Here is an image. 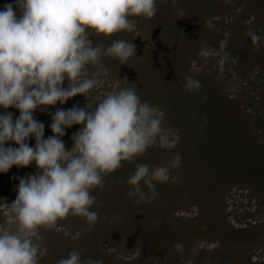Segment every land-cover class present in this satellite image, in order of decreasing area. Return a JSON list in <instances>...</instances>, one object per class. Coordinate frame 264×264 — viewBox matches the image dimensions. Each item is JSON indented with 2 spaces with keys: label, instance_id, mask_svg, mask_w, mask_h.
<instances>
[{
  "label": "rangeland",
  "instance_id": "374dc122",
  "mask_svg": "<svg viewBox=\"0 0 264 264\" xmlns=\"http://www.w3.org/2000/svg\"><path fill=\"white\" fill-rule=\"evenodd\" d=\"M8 4L14 6L19 17L15 0H0V11ZM157 5L158 11L153 18L130 17L134 28L119 33H123L119 40L126 34L128 41L136 45V54L127 61L130 64H120L119 60H113L112 66H109L110 71L102 64V60L95 66L88 65V76L95 77L99 83L87 97L78 94L63 104L57 102L55 106H40L46 110L37 108L33 117L44 124L45 130H51L52 116L58 109L68 110L76 105L88 110V104L94 107L108 93L123 88V79L132 75V87L139 85L142 88L137 90L142 102L146 101L155 107L157 113L163 115V127L172 130L170 143L173 145L171 148H163L157 140L136 159L137 164H148L150 167L168 165L170 179L167 182L174 193L170 196V191H161L159 194L156 190L162 199L156 205L139 201L136 196L129 197L128 191L132 186L127 183V179L131 174H126L121 179L122 183L119 181L117 184V180H112L106 190L94 189L91 194L96 197L97 205L93 211L99 216L94 227L101 228L100 231L93 227L92 237L80 241V235L87 232V222L83 217L73 215L60 220L50 229L43 228L41 233L47 237L48 243L54 246L52 242L55 241L60 242V245L56 248L48 246L47 254L38 264H57L59 259L67 257L73 249H83L82 260L88 257L102 258L104 264H109L106 258L110 259L111 264H264V40L261 41L260 50H257L250 37L244 35L251 28L264 37V0H157ZM101 36L100 41L111 40V36ZM225 38L228 39L225 50L233 57H238L239 63L232 64L229 61L221 74L218 59L223 51L219 42ZM112 42L107 43L106 47ZM184 43L187 50L182 52L180 45ZM202 47L210 48L218 55L209 57L208 62L204 63L199 55ZM134 57L136 59L133 61ZM118 67L129 74L120 75ZM189 75L202 84L195 91L196 95H203L200 110L194 109L188 101L185 103L181 97L185 77ZM216 84L225 98L222 97L221 103H218L224 104L221 109L214 104L216 99L212 102V97L204 94L207 88L212 89L211 86ZM63 86H68L67 80ZM0 114H4L2 107ZM229 118L228 123H225ZM217 122L219 130L223 127L232 133L219 136L217 126L215 128ZM185 124L191 126L186 134ZM82 126L73 125L65 130L64 138L60 137L66 149L71 150L74 143L72 136ZM182 134L187 136L186 142ZM52 135L49 131L44 138ZM27 142L34 147L35 137ZM5 146L18 147L13 141L7 142ZM244 149L248 152L242 155ZM177 154L182 162L179 166H171L170 162ZM136 160L124 161L122 166L125 170L130 167L133 170ZM243 164L252 170L243 173L245 169L236 166ZM121 169L114 170L112 175H116V172L118 175ZM38 171L33 162L27 167L13 165L7 173H0V225L5 222L8 204L18 194L17 178H26ZM105 178L109 180L110 175ZM140 186L145 193L150 194L143 182ZM204 198H209L213 209H218L227 226L240 228L242 235L239 239L230 236L232 242L222 253L225 260L220 262L207 255L218 248L214 239L204 241L195 236L191 239L195 244L191 245L198 250V254L185 253L186 248L182 242L174 237L168 252L166 248L157 253L148 252L143 257V247L151 242L152 229L138 227L135 222L134 227H129L127 221L119 225V213L125 220L131 207L137 208L135 218L140 217L151 227V222L155 225L163 212L167 213L164 215L166 217L172 212V216L181 218L183 222L186 219L195 220L199 215L196 201H203ZM166 199L170 202L169 206H164L168 202ZM153 207H158L155 213L147 211ZM203 212L204 209L200 214ZM156 227L159 229V238L165 228ZM157 240L160 247L166 244L169 246L172 237L168 241L165 237ZM66 242L72 250L66 248ZM176 245H182L183 250H178ZM87 249L88 253L95 251V257L85 253ZM61 251L62 255L59 253L58 256H52Z\"/></svg>",
  "mask_w": 264,
  "mask_h": 264
},
{
  "label": "clouds",
  "instance_id": "9594fccd",
  "mask_svg": "<svg viewBox=\"0 0 264 264\" xmlns=\"http://www.w3.org/2000/svg\"><path fill=\"white\" fill-rule=\"evenodd\" d=\"M15 7L19 17L12 4L0 11V107L16 108L20 114L15 120L12 112L0 114V173L33 162L39 171L17 178L18 194L0 225V264H38L48 252L41 228L50 229L73 215L84 217L86 230H91L99 218L90 210L96 200L92 190H103L108 174L122 167V162L142 156L157 140L163 148L173 147L172 130L163 127V115L155 107L142 102L136 86L110 92L94 107L88 104V110L76 105L58 109L50 125L53 135L47 139L44 124L33 117L40 106L63 104L78 94L87 97L99 83L88 76L87 66L97 65L102 57L126 64L136 54L132 41L114 40L105 48L94 46L90 36L131 31L130 17L153 18L157 0H15ZM244 35L260 50L264 37L251 28ZM227 43V38L219 42L221 74L229 61L239 63L225 50ZM199 55L207 63L218 54L202 47ZM185 81L187 90L202 87L190 75ZM73 125L83 126L72 136L71 150H66L60 137ZM31 137H35L34 147L27 142ZM9 141L18 147H6ZM181 162L177 154L170 165ZM169 179L168 166L137 164L127 179L132 186L128 195L151 203L158 195L156 183ZM176 247L183 250L182 245ZM82 252L73 249L57 264H104L102 258L82 260ZM193 254H198L196 248Z\"/></svg>",
  "mask_w": 264,
  "mask_h": 264
},
{
  "label": "trees",
  "instance_id": "16d2710c",
  "mask_svg": "<svg viewBox=\"0 0 264 264\" xmlns=\"http://www.w3.org/2000/svg\"><path fill=\"white\" fill-rule=\"evenodd\" d=\"M163 20V19H162ZM196 27V26H195ZM198 30H201V29H198ZM198 30H197V32L196 33H198ZM160 32H162V30H160ZM122 34L123 33H121L120 35H119V33H116V34H114V35H112L111 36V40L112 41H114V40H116V39H118L119 40V38H122ZM119 36V37H118ZM114 39H113V38ZM101 38H102V36L101 35H98V37L95 35V34H93L92 36H90V40H92V44L95 46V45H103L105 48H106V44L107 43H109L110 41H108V42H106V40L104 41H100L101 40ZM128 36L125 34L124 35V37H123V39H121V40H127L128 41ZM185 43H187V42H185ZM185 43L184 44H181L180 45V50L182 51V52H184L185 50H187L186 49V46H185ZM143 51H145V50H143ZM136 52H137V50H136ZM106 56H104V57H102V64L105 66V67H107V68H109V66L111 67L112 66V62L111 61H113V60H118V59H114V58H112V57H110V58H108V59H106L105 58ZM136 58L134 57L132 60L134 61ZM141 60V59H140ZM126 64H130V63H126ZM119 68V70L121 71V73H119L120 75H123V74H125V76H126V74H129L128 72H126L122 67H118ZM109 71H110V68H109ZM133 78H132V75H129L128 77H127V81L125 80V79H123V85H122V87L123 88H127V87H132V82L131 81H133L132 80ZM186 83V82H185ZM184 83V84H185ZM140 86L139 85H136V88H137V90L138 89H141L142 90V88H139ZM212 87V89L211 88H207L205 91H204V94L205 95H207V96H209V97H212V102H213V100L214 99H216V102H214V104L217 106V107H219L220 109H221V106L222 105H224V104H218V103H221L220 101L222 100V97H223V99H225L224 98V96L222 95V93L220 92V90H219V87H217V84L216 85H212L211 86ZM183 91H184V93H183ZM195 91L196 90H192V91H190V90H187V89H185L184 88V90H183V88H182V92H181V95H183V96H181V97H183V101L186 103L187 101L190 103V104H192V106L194 107V109H199L200 110V108H201V103L203 102V95L201 96V94H198V95H196L195 94ZM220 92V93H219ZM141 93V92H140ZM139 94V93H138ZM169 98L170 97H168V101H169ZM192 98H195V100H192ZM189 99H190V101H189ZM209 99H211V98H209ZM165 102V101H164ZM225 103V102H224ZM226 103H227V101H226ZM43 108H44V106H42ZM42 107H39V109H41ZM187 107V106H186ZM188 108H189V105H188ZM187 108V109H188ZM12 112V113H14V117H13V119L15 120L18 116H19V110L18 109H16V108H12V107H10V108H8V109H4V113L5 112ZM194 115H196L194 112H192ZM223 114V113H222ZM186 116V115H185ZM223 117H224V114L222 115ZM227 116V115H226ZM229 117V116H228ZM217 120H218V118H216ZM215 119V121H217ZM230 120V118L229 119H227V121H225V123L227 122L228 123V121ZM189 122H191V121H189ZM216 126H217V130L219 131L218 132V135L219 136H224V135H227V134H229V133H232V132H228L227 130H224L223 129V127L222 128H220V130H219V124H218V122L215 124V128H216ZM188 127V128H187ZM191 130V126L190 125H186L185 124V131H184V133L186 134V132H188V131H190ZM216 130V131H217ZM52 132L51 130H44V135H45V137H46V135H47V133L48 132ZM47 132V133H46ZM183 133V134H184ZM182 134V137H184L185 139V142L187 141L186 139H187V136L186 135H183ZM246 134V133H245ZM64 138V137H63ZM31 139V138H30ZM29 139V140H30ZM32 139H33V137H32ZM28 140V141H29ZM66 141H70L69 139H66ZM248 141H249V139H248ZM248 144H249V142H247ZM66 150H68V149H66ZM248 152V150L247 149H244L243 151H242V155H245L244 153H247ZM246 158H248V156H245ZM139 158V157H138ZM138 158H136V159H138ZM135 159V160H136ZM133 162V161H132ZM243 162H245V160L243 161ZM123 166H124V164H122ZM166 165V164H165ZM120 167V168H122L119 172V174L117 175V172H116V175H112L113 174V172H111L109 175H110V179L109 180H107V178H105V184H104V187H103V190H106V186H108L109 184H110V182L112 181V180H114V182L117 180V184L119 183V181H120V183H122V178L126 175V174H132L134 171H135V168H136V166H137V160L135 161V165L133 166L134 168H133V170H131V167L130 168H127L126 170L124 169V167ZM166 166H168V165H166ZM239 169L240 168H243V169H245L244 171H243V173H248V171L249 170H252L251 169V167H248V168H245L246 166H245V164H243V165H241V166H238V165H236ZM239 172V171H238ZM169 183L168 182H165V183H156V190H158V192H159V194L160 193H162L163 191H170L169 192V194H170V196H171V194H173L174 193V189L172 188V186H169L168 185ZM168 186L170 187L169 189H168ZM97 189H99V188H97ZM96 190V189H95ZM93 191V190H92ZM162 191V192H161ZM207 193V192H206ZM109 196L111 195V194H108ZM203 196H205V195H203ZM205 200H203V201H196V208L198 209V211H199V215L197 216V217H195L196 219L195 220H192V219H186L187 221H185V222H183L182 221V219L180 218H176V217H174V216H172L171 214H172V212L170 213V216H164V215H166L167 213L166 212H163L162 213V216L160 217V219H159V221H155V225H154V223H152L151 222V224H153V227H151V226H147L146 225V223H145V221L142 219L141 220V218L139 217V215H138V217L139 218H135L136 217V215H137V208L135 209L134 207H131L130 208V210L127 212V218L124 220L123 219V217L121 216V213H119V215H120V224H119V222H118V224L119 225H122L123 223L125 224V222L127 221V224L129 225V227H131V226H133L134 227V222L136 223V225L138 226V227H141V228H143L144 226H146V227H149V228H151L152 229V231H151V242H149V244H147V246L146 247H143L144 248V251L143 252H145V253H143L142 254V256L143 257H145V256H147L148 255V252H154V253H157L159 250H166V248H167V252L169 251V250H171L170 249V244L172 243V241L174 240L173 238L175 237V238H177L179 241H181L182 242V244H183V246H184V248H186L185 249V253H188V254H192L193 253V248H192V243H194V241H192L191 239H192V236H195V238L196 239H203L204 241H209L210 239H214V241L218 244V248L215 250V251H212V253H209V254H207L208 256H210L211 257V259H218L217 261L218 262H220V261H222V260H225L224 259V257L222 256V253H224V251H225V249H226V246H228L229 245V243H230V241L232 242V240L230 239V236H233V238L234 239H239V237H242V235H240V232H239V229L240 228H238V229H235V228H232L231 226H227V223H225L223 220H222V218H221V215H220V212L218 211V209L217 210H214L213 209V205L211 204V202H210V200H208L209 198H204ZM162 199H160V197H158V195L156 196V198L154 199V200H152V204L151 205H156V203L157 202H160ZM166 201H168L167 199H166ZM169 201L168 202H166L165 204H164V206H169ZM97 205V202H95L94 204H93V206H92V208L90 209V210H94L93 208H95V206ZM215 207H217L216 205H215ZM164 209H166V208H164ZM203 209L205 210V212H203V214H200V212H202L203 211ZM155 210H158V207H156V208H152V209H150V210H148L147 209V211H154V212H152V213H155L156 211ZM84 218V217H83ZM82 218V219H83ZM85 219V218H84ZM86 221V220H85ZM87 224V223H86ZM87 226V228H88V224L86 225ZM156 226H158V227H160V228H162V227H164L165 228V232L162 234V235H160V237L158 238V233H159V229L156 227ZM202 226H206V227H202ZM114 227V226H113ZM112 227V228H113ZM156 227V228H155ZM95 228V227H94ZM94 228H91V230H87V232L86 231H84L80 236L81 237H79V239H80V241L81 240H84V239H88V238H91L92 237V233H93V229ZM115 228V230H116V227H114ZM43 228H41V230H42ZM96 230H98V231H100V229H98L97 227L95 228ZM106 228L104 227V230H105ZM41 230H40V232H41ZM98 231H96V232H98ZM95 233V232H94ZM218 234H221L220 236H218ZM41 235L43 236L44 235V233L42 232L41 233ZM161 237L163 238V237H165L166 239H167V241L169 240V239H171V237H172V240L170 241V243H169V246H167V244L166 243H164V244H166L165 246H163V247H160L161 245L159 244V242H158V240L157 239H159V240H161ZM141 239H142V241H144L145 243H146V240H144V238H142L141 237ZM79 241V242H80ZM141 241V240H140ZM137 242L139 243V241L137 240ZM196 242V241H195ZM44 243L46 244V246L48 247V246H53V245H51V244H49L48 243V239H47V237H44ZM53 244H54V246L53 247H55L56 248V246H58V245H60V242L58 243V242H52ZM58 243V244H57ZM62 243H64V240H62ZM68 242H66V248L68 249V250H72L73 248L70 246V244L68 243ZM140 244V243H139ZM195 244V243H194ZM145 245V244H144ZM66 249V250H67ZM221 249H222V251L223 252H221ZM88 250L89 249H87V250H85V253H88ZM190 250V251H189ZM95 251H92L91 253H88L89 255H92L93 257H95V253H94ZM204 252V251H203ZM60 253V255H62V251L61 252H56L55 254H53L52 256H58V254ZM68 254H69V252H68ZM95 259V258H94ZM105 260V259H104ZM106 261L107 262H109V264H111L110 262V259L109 258H106ZM108 264V263H107Z\"/></svg>",
  "mask_w": 264,
  "mask_h": 264
}]
</instances>
